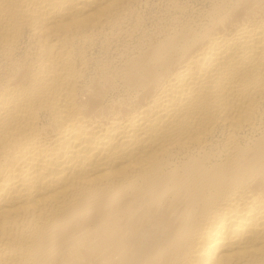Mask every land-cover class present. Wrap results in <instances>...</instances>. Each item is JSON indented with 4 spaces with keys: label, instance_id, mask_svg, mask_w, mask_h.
<instances>
[{
    "label": "bare ground",
    "instance_id": "bare-ground-1",
    "mask_svg": "<svg viewBox=\"0 0 264 264\" xmlns=\"http://www.w3.org/2000/svg\"><path fill=\"white\" fill-rule=\"evenodd\" d=\"M0 264H264V0H0Z\"/></svg>",
    "mask_w": 264,
    "mask_h": 264
}]
</instances>
